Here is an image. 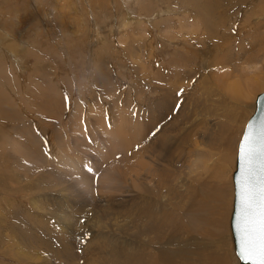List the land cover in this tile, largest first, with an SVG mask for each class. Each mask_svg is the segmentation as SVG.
Here are the masks:
<instances>
[{
  "label": "bare ground",
  "instance_id": "1",
  "mask_svg": "<svg viewBox=\"0 0 264 264\" xmlns=\"http://www.w3.org/2000/svg\"><path fill=\"white\" fill-rule=\"evenodd\" d=\"M145 1L146 2H142L139 6L146 11L152 10L151 12H154L156 9L155 8L153 11L154 7L161 8V5H172L176 8V11L174 10L175 12L184 14V16L181 14L183 19H180V22L182 21L181 23H184L183 25H186L188 29L183 30L182 33L179 32V34L181 33L179 37L182 39L185 38V40L179 42H176V40L173 43H168L169 41L167 43L165 42V30L163 31L162 28H165V26L169 28L170 25L176 23L179 19L177 20L175 18L176 21L172 23L171 18L173 17L166 19L163 18L161 21H155L154 26L159 28L158 32L160 34L158 33V38L161 39L160 41L163 40L160 45L163 47L165 46L164 49L162 48L160 50L161 53L166 54L169 51L172 52L173 55L179 57L178 62L177 60H174L172 63L174 69L173 72L180 70L181 72L178 76L180 77L179 79L193 81L190 86L191 90L201 91V84H206L204 87L206 95L209 96L212 94V90H208V84L215 86L212 81L213 73L218 74L224 81V84L232 80V83L230 82L228 85L237 91L239 90V86L237 85L242 84V80L243 82L248 81V84L245 85L246 87H249L248 91H244L245 99L251 95V93H254V90L261 86L264 79V69L262 71L263 73L256 72L257 74L253 76L254 79H251V81L249 80L251 74L248 73L249 71L247 70H250L251 72L253 70L255 71L257 63L259 64V62H261L260 60H264V52H259L260 49L264 47V41H261L263 44L258 42L262 37L259 39L256 38L257 35H259L258 31L256 30L253 32L254 38L252 40V47L247 48L245 41L250 39L253 34L248 31L243 37L240 35H233L235 32L232 31L233 33H231L227 31V19L229 8L236 9L231 13L245 14L244 16L247 18L256 15V18L259 14L263 13L261 7L264 8V0ZM111 3L115 5V0H111ZM120 4H122V6L124 4L123 9L125 8L126 14H130V17L135 12L139 18H143L139 16V7L136 6V9L135 7H132L136 4L135 0H126V2L125 0H121ZM106 5L107 4L101 5L99 12L103 11ZM145 10L141 11L144 13ZM168 11L169 10H164L162 12L167 13ZM188 12L191 14L189 15ZM186 13L188 14L185 15ZM129 16H127L128 19L124 18L127 20L122 23L116 22L118 20L115 19V26L117 25L116 28L119 29L121 26H123V28L128 26L127 24H130L131 21ZM151 16L152 15L146 18H150ZM184 19L185 22L183 21ZM186 21L189 22L186 23ZM179 24L180 23H178V26ZM184 26H182V28ZM138 29L136 32H140ZM236 30L237 29H235V31ZM167 34L169 33H166V35ZM177 35L178 34L176 33V36ZM262 35H264V33L261 34V36ZM132 36H129V39L127 38L129 43L127 44L126 41L125 45H123L125 48L124 51L133 53L134 50H137L136 53H134L135 55H138L140 51H144L143 55L145 53V56L152 58V41L150 39L147 41L142 37V40L140 41V37H136L135 39ZM125 37H127V35ZM193 37L195 39H193ZM104 38L105 37H103V39ZM256 39H258V41ZM100 40H102V37ZM163 42L165 44H163ZM110 45L109 41L105 40V45L99 52L98 66L91 71L93 74V76H91L92 82L96 87L105 85L104 90L111 87L102 92H107V95L114 94V88L109 84L114 85L117 80L114 74L109 72V67L101 58L105 52L112 51L113 54L110 56L114 59L112 60L114 61V64L116 63V51H113L114 47ZM171 46L176 47L172 49L173 51L167 50L171 48ZM108 47L110 49L112 47V50H109ZM255 48L257 49L251 53ZM39 51H41V49ZM27 53V51L23 53L25 58L27 57ZM34 59L38 60L37 58ZM29 60L32 61L31 59ZM153 60H155V58ZM194 61H198L199 66L202 67V69H199L200 72L198 70L197 72L196 68L192 66L194 65ZM32 62L33 67L29 70L28 75L25 78V81L28 80L26 89L27 98H25V95L19 96L18 94L13 93V83L11 79L6 77L3 63L0 62V119L2 121L0 123V178L2 177V180L6 179L3 176L7 172L16 175V173L12 172L14 169H26L29 172H37V180L34 185L49 190L50 193L48 196H50V199L47 202L40 201V191L37 199L32 198L30 200V203L37 207V209L34 208V210L28 209L25 205L20 206L19 201L15 199H10V201L6 202V206L12 209H8L5 213L12 218V221H8L0 210V251L16 260L19 258L12 254H8L7 252L5 253L2 248V246L7 243L4 238L3 230L8 229L11 235L13 234L19 242L24 243L23 246L26 249H32L43 253V264H228L227 259L230 252L231 237L229 236L228 228L230 212L226 203L231 201V196L228 193H225V191L231 188L232 183L230 177L226 175L225 170L234 167L229 162L230 160H227V157H229L230 154V147L235 151L234 143L229 146L228 138L232 136L233 126H237L239 118L245 114L250 104H242L241 102L239 104V100L231 101V99L227 98L222 93L214 96L215 98L213 100L217 99V103L221 104V106L229 104L235 106L228 113L224 112L223 114V116L227 117L231 123L226 121V123L221 124V122H219L215 125L212 124L209 128L205 127L198 142L193 141L194 143L188 141V137L192 131V124L185 126V121L171 118L166 125H163L158 129V132L155 133L156 135L149 140L148 145L145 147L146 153L149 152V154L154 157H149L152 164L157 161L159 162L158 166L160 168L158 169L156 166H154L155 168L152 166V169L150 168L151 166L147 165L148 168H146V173L143 175L140 173V169L145 165L142 160L143 156L135 155L137 153L134 151V147L129 144L130 141L136 140V137L128 138L129 141L127 139V134L123 130L124 128L121 126L113 128V126H111L112 133L117 137V144L121 141L122 147L124 149L126 147V156L124 159L122 158L124 152L119 154V156V152L115 155L112 154L111 157L117 155V158H115L114 161L112 159V162L108 160L110 163L106 162V164L109 163L107 164L109 165V168H104L106 171L98 175V170H101V164L99 166L98 163H90L94 168L89 172L88 166L90 165L87 164V157L84 158L86 159L84 160L83 157L85 156L82 157V154L84 155L87 152H92L94 156H101V154L105 153V150L98 144L96 139L105 117L103 111H101L102 109L98 111V107L96 109L94 108L96 113L92 111L93 109L91 110V112L95 114V117L94 114L86 116L92 121V124L90 125V133L88 134L87 130V134H84V138L78 142V147L82 153L80 156H73L72 153L63 150L59 151L57 148H54L53 145L47 144V132L41 130L39 125H36L35 123L32 125L31 121L25 120L18 111L17 104L20 99L22 101H27L28 99L33 109L38 111L39 115L45 114V118H54L57 117V114L59 116L60 112L56 114L55 111L56 105L58 107L65 106L64 95L60 91L58 85L49 78L44 71L45 67L41 64V60L39 59V62L37 63L34 61ZM146 62L147 66L150 67L146 74L149 77L151 84L155 85V88L160 91V98L153 103V108L159 118H164L172 110L175 105L174 101H176L180 95L179 97L177 96V92L179 91L178 88H176L174 94H172L173 90H166L162 85L170 84V78L174 80L172 77H177L176 75L178 74V71L176 74L173 73L170 77L164 65L160 66V63L155 64L156 61L154 62L151 60ZM70 64L75 66L72 61ZM223 70H226V73H222ZM215 89L216 88H214V90ZM215 92L219 93L216 90ZM90 95L94 96L93 92H91ZM98 101V98L94 97L88 101L87 105L95 107L97 106ZM75 102L73 101L72 103ZM107 102L110 103L108 99ZM49 104L53 106V109L49 112H45L44 106ZM101 104L103 105V102ZM115 104L116 103L113 102V106L111 105L112 107H108L110 110L113 108L114 114L115 109L119 108L115 106ZM73 107H75V104ZM122 108H124L123 105ZM153 108H147V110H145V115L149 114ZM120 113L129 115L127 110L123 111V109ZM142 114L144 115V110ZM139 116V119L135 118V120L139 121L142 126L146 124L150 131H154L156 125L158 127L160 126L158 125L160 121L155 124H152L151 121L145 123L144 116L143 118L140 116L142 120ZM114 120L117 121L116 119ZM107 122L108 124L110 123L109 121ZM122 123L120 122V125ZM162 123L160 122V124ZM229 129H231V136L227 134ZM132 130V132L128 130L130 134L136 132L135 128ZM237 134L238 132L236 130V137ZM112 135L110 134V136ZM123 139H125V141H123ZM217 140H219L220 145L225 148V152H223V165L219 167V169H223L220 175L222 180L220 184L214 180L212 174L208 173L209 170L213 169V164L209 163V158L215 157V154L211 152L209 146H212ZM232 140L235 141V138ZM197 144L209 147L208 151L203 152L205 159H208V163L204 166L206 171L203 174H201V172L199 174V181L202 180L203 183L201 184L198 181L197 183L186 185L184 182L185 178L181 176L178 170L182 158L181 153L185 151L186 156H193V165H199V157L202 155L201 150L197 148ZM131 152L135 155L133 160L130 159ZM118 160H121L120 163L123 162L126 166L125 169H116L114 162ZM232 161L233 158L231 162ZM152 176L157 177L156 181L160 186L161 200H158L156 197L153 198L149 194V197L146 198V193L133 194V189L129 188L131 183L132 185L136 183L137 187L141 186L144 192H148L142 179L144 180L149 177L152 179ZM66 177H68L69 179L67 180L70 181H67ZM118 178H121L122 180ZM64 181L69 183V189H61L62 191L67 190V192L60 194L53 188L58 187ZM125 181H130V185L126 186L127 184H125V186H123L122 184V189H120L121 182ZM152 181L153 180H150V182ZM215 183H218V185L214 186ZM75 186L80 187L87 195L97 194L105 196L107 199L102 201V204L105 206L109 205L108 203L112 204L116 200L120 201L118 202L119 204H117L118 206L126 203H122V201L119 200V197L114 195L113 192H116L119 189L120 191H118L121 192V197H126L124 200H128L127 203L129 206L127 207V210L128 214L129 212L131 213L129 216L132 217L131 222L130 219L127 221L132 223L135 228V230H132V228L128 231H130L131 234H134L133 232H135L136 238L131 240L130 237L122 236L119 238L116 234H96L88 232V238H84L86 233H81L82 237L78 238V242L80 239L84 238V243H80V245L75 244L73 242L76 237V235H74L75 231L72 232L66 223L72 216L73 209L81 207L78 212L83 211L81 204H72L70 199V191ZM2 188L4 187H0V190ZM152 188H154V186ZM10 191L9 194H16L14 189ZM113 196L116 197L115 201V197L113 198ZM91 199L89 202L92 204ZM167 200L168 202H165ZM40 202L44 205L47 203V209H44V206H40ZM2 206L3 204L0 202V208ZM117 207L115 209H117ZM120 207L122 208L123 206ZM27 209L28 212L33 213L36 218L30 219L25 223H18L19 216L25 217L27 215ZM120 210L119 212H121ZM122 210L126 211V209ZM92 211L96 215L94 217L95 221H93L94 225H97L100 223V219H97V216L101 218L102 215H98L99 213L97 214V211L94 208H92ZM37 213L42 215H52L55 221L53 222V220H47L46 218L37 220ZM176 213L177 215L175 216ZM168 227H172L173 230H168ZM138 236H144L146 240L139 242L137 241ZM149 248H151L153 252H144V250L147 251L146 249ZM233 255L235 254H232V256Z\"/></svg>",
  "mask_w": 264,
  "mask_h": 264
},
{
  "label": "rangeland",
  "instance_id": "2",
  "mask_svg": "<svg viewBox=\"0 0 264 264\" xmlns=\"http://www.w3.org/2000/svg\"><path fill=\"white\" fill-rule=\"evenodd\" d=\"M135 2L136 4L132 7H135L136 9V6H138L139 16L143 18H139L135 14V12L132 14L131 17L129 16L130 14H126L125 8L123 9L124 4L123 6L122 4H120L121 0H117V2L115 0V5L111 3V0H0V62L3 63V69L5 71L6 77L11 79L13 83L12 84V87L14 89L13 93L18 94L19 96L25 95V98L28 97L26 91L28 80L25 81L26 80L25 78L28 75L29 70L33 67L32 61L37 63L39 62L40 59L41 64L45 67L44 71L46 72V74L58 85L60 91L64 95V98L66 96L68 97L67 101L65 99V106L58 107L56 105L55 107L56 114L59 112L61 114V116L59 114L60 117L58 116V114L56 115L58 118L57 117L45 118V114L39 115V112L35 111L32 105H30L28 99L27 101L25 100L22 101L21 99L19 100L17 104L19 109L18 111L25 118V120L31 121L32 125L33 123L39 125L41 130L47 132L46 134L47 144L53 145V147L57 148L59 151L63 150L72 153L73 156H80L82 153L78 147L79 146L78 142L82 138H84L87 132L88 134L90 133L89 131L90 125L92 124V121L88 119L86 116L94 114L91 112L92 109L93 112L96 111L94 110V108L96 109L98 107L97 108L98 111L102 109L101 111H103L105 117L103 119V123L101 124L103 127L101 126L100 131L96 136V139L98 141V144L101 145L102 148L105 150V153L101 154V156L99 155L94 156L92 152H87L84 155L82 154V157L85 156L83 157V159L87 157L86 158L87 160L86 159L84 160L88 161L87 164L90 165L88 167L91 169L94 167H92L93 165L90 163L93 164L98 163L99 166L101 164L100 166L101 170H98L99 171L98 175L106 171L105 169L109 168V165L107 164L112 162V159L114 161L115 158H117V155L111 157L112 154L115 155L117 154V152H119L118 153L119 156V154L124 152L122 155V158L124 159V157L126 156L125 155L126 147L125 149L122 147L121 141L118 142L119 145L117 144L116 142L117 137L114 133H112L111 130L112 129L111 126H113V128H118L121 126L122 128H124L123 130L128 136L127 139L128 138L130 139V137L133 138L136 137L135 138L136 140L134 141L133 140L130 141L129 139L128 140L130 141L129 144H131L134 147V151H136L137 153L135 155L143 156L142 160L144 161L145 165L142 169H140V173L143 175L146 173V168H148V166H151L150 168H152V166L153 167L156 166L158 169L160 168L158 166L159 162L155 161L152 164L149 157L151 158L154 157L151 154H149V152L146 153L145 147L148 145L149 140L154 135H156L155 133L158 132V129H160L163 125H166V123L171 118H177L180 119L181 121H185L186 122L185 126L192 124V131L190 136L188 137V141L198 142V140L200 139V135L203 133L205 127L209 128V126H211L212 124L215 125L219 122H221V124L226 123V121L231 123V121H229L227 117H224L223 114L224 112L228 113L235 106H231L230 104L221 106V104L217 103V99L213 100L215 98L214 96L222 93L227 98L231 99V101L239 100L238 101L239 104L240 102L242 104L245 103L250 104L245 114L242 115L241 118H239V122L237 126H233L232 136H231V129L227 131V134L231 136L228 138L229 146L233 143L235 145V151L232 150V147H230L231 149L230 154L229 157H227V160L229 159L230 160L229 162L234 167L227 168L225 170L226 175L230 177L232 183L231 188L225 191V193H228L231 196V201L229 203H226L229 212H231L232 199H233L232 174L235 168L238 140L241 136L247 118L254 109L255 97L257 93L264 89V82H263L264 79L262 81L263 84L261 83V86L258 89L254 90L253 91L254 93H251V95H249L245 99L244 91L245 92L248 91L249 87L245 86L246 84H248V81L243 82L242 80L241 81L242 84L237 85L239 86V90L237 91L234 90L232 87H230V85H228V83H230L232 80L224 84V81L221 79V77H219L218 74L213 73L212 81L214 82L215 86L208 84L209 87L208 90H212V94L207 96L204 88L206 84H201L202 85L201 91L191 90L190 86L193 81L191 82L189 80L179 79L180 77L178 76L181 71L177 70L178 71V74L176 75L177 77H172L174 80L170 78L169 80L170 84H166L162 86L166 90H171V91L173 90L172 94H174L176 88L179 89L178 92H180L181 89L183 90V92L180 95V97L176 101H174L175 105L173 106L169 114L164 118H159L153 108V103L160 98V93H159L160 91L155 88V85L151 84L149 77L146 74V72L150 69V67L147 66L146 61L149 60L154 62L156 61L155 64L160 63L159 64L160 66L164 65L166 67V70L168 71V75H170L171 77L173 73L175 74L177 73V71L173 72L174 69L172 63L174 60H177L178 62L179 57L173 55V53L169 51L166 54L161 53L160 50L162 48L164 49L165 46L163 47L160 45L163 40L160 41L161 39L158 38L159 28H157V26H154L155 21H161L163 18L166 19L169 17H173L171 18V21L173 23L174 21H176V19L177 20L179 19L177 22L180 23L181 26L180 24L178 26V23L176 22L170 25L169 28L166 26L165 28H162L163 31L164 30L166 31V32L164 31L166 43L168 41H169L168 43H173L176 40H177L176 42L185 40V38L182 39L179 36L183 32V30L185 29L187 30L188 27L186 25L184 26L183 25L184 23L183 24L181 23L182 21L180 22V19L181 20L183 19L184 14L175 12L176 8H174L172 5L171 6L161 5V8L154 7L153 11L155 8L157 9V10L155 9L156 12L154 11L155 12L154 13L151 12L152 10H148L149 11L148 12L144 8L141 9L139 5H141L142 2H146L145 0H135ZM105 4L107 5L105 6L104 10L102 9L103 11L99 12V8L101 7V5H105ZM130 7H131V1H130ZM261 8L263 9V13L259 14L256 18H255L256 15L255 16L252 15L249 16V18H247L246 16H244L245 14L243 15L241 13H231L236 9L229 8L228 9L229 15L227 19L228 22L227 31L231 33L235 32L233 33V35L235 36L240 35L243 37L248 31L253 34V32L257 30L259 35H257L256 38L259 39L260 37H262L261 39L263 40L261 39L260 41H258V39L256 40L258 42L261 41L263 42L264 35L261 36V34L264 33V8L263 7ZM141 10H145V12L143 13ZM164 10H169L168 11L169 13L168 12L163 13L162 11ZM160 12H162L163 14ZM188 13H186L185 15H187ZM190 14L191 13H189V15ZM150 15H152L150 18H146L149 17ZM127 16H129L131 19L130 24H127L128 26H125L124 28L123 26H121L119 29L116 28L117 26V25L115 26L116 22L122 23L123 21H126L128 19ZM124 18L127 19L125 20ZM115 19L118 21L115 22ZM185 19L183 20L184 22ZM188 22L186 21V23ZM182 26L184 27L182 28ZM137 29L140 32H136ZM235 29L237 30L235 31ZM179 32L181 33L179 34ZM166 33H169L167 34L168 36L166 35ZM176 33L178 34L177 36ZM126 35L127 37H125ZM129 36L130 37L132 36L135 39L136 37L137 38L140 37V41L142 40L141 37L147 41H149L150 39L152 41V45L150 44L152 49L151 53L153 54L154 57L152 56L151 58L149 56H145V53L143 55L144 51H140L139 52L140 54L138 53V55L134 54L136 53L137 50H134L133 53H128L127 51L125 52L124 51L125 48L123 45H125V42L129 39ZM172 36H176V37H172ZM101 37L102 40H100ZM103 37H105L104 39L108 40L109 43L112 45V47H114L113 51H116L115 55L117 57L115 64L114 61H112L114 59H112V57L110 56L113 54L112 51L107 52L109 55L105 52V54L102 55L101 57L104 60L103 62H105L109 67V72L114 74V76L117 78L116 83L114 85L109 84L114 88V94L112 95H107V92L102 93L111 87L104 90L105 85H102L101 87L97 86L98 87L97 88L96 85H94V83L92 82V78H91V76H93L91 72L93 71L92 69H95L99 63L98 58L100 56L99 55L100 49L103 48L105 45V40L103 39ZM253 38H254V34L253 36L250 37V39H247L245 41L246 42L245 45L247 48L252 47ZM193 39L195 38L193 37ZM128 43L129 42L127 41V44ZM163 44L165 43L163 42ZM112 47L111 49L108 47L109 50H112ZM174 47L176 46H171V48L167 50H172L174 49ZM263 48L264 47H262L259 52L263 53L264 52ZM40 49L41 51H39ZM256 49L257 48L252 50L251 53H253ZM26 51L28 52L26 54L27 55L26 58L28 60L23 55V53H25ZM34 58H37L38 60ZM154 58L155 60H153ZM29 59H31L32 61H30ZM71 61L75 64V66L70 64ZM260 61L261 62H259V64L257 63V67L255 71L253 70L251 72L250 70H247L249 71L248 73L251 74V76H249L250 81L251 79H254L253 76H255L257 73L259 72L263 73L262 71L264 69V60L262 59ZM192 66L196 68V71L202 69V67L199 66L198 61H194V65ZM222 73H226V70H223ZM214 88H216L215 90L219 93H216ZM91 92H93V95L95 93L98 94L92 96L90 95ZM227 93L230 95H228ZM94 97L98 98L99 100L97 106L92 107L91 105H87L88 101ZM107 99L111 104L107 102ZM73 101L76 102L72 103ZM102 102L103 105L101 104ZM113 102L116 103L115 106L119 107L115 109V114L113 108L111 110L108 108L109 106L110 107L113 106ZM74 104L75 107H73ZM122 105L124 108H122ZM147 108L148 109L153 108V110L150 111L149 114L145 115V110H147ZM52 109L53 106L51 104L44 106L45 112H49ZM122 109L123 111L127 110V113L129 115L120 113ZM139 110L141 111V113ZM143 110H144V115L142 114ZM140 114L144 116L145 123L148 121H151L152 124H155L158 121H160L161 123L163 121V123L160 124L159 122L158 125L160 126L159 127L157 125L155 126L156 127L154 130L155 132L152 129H151L152 131H150L146 124L142 126L140 125L139 121L135 120V118H138ZM143 116L141 117L143 118ZM114 119H116L118 122L115 121ZM107 121H109L110 123L108 124ZM1 122L2 121L0 119V123ZM120 122L121 123L123 122L124 124L122 123L123 125L122 124L120 125ZM134 128L136 130V132L134 133L135 135L130 134L129 131L132 132L133 131L132 129ZM236 130L238 132L237 137L235 135ZM110 134L111 135L113 134L112 136L115 137L110 136ZM233 138H235V141L232 140ZM123 141H125V139H123ZM197 145H198L197 148L201 150V155H202L199 157V165H193V159H194L193 156L190 157L186 156L185 151L181 153L182 158L180 160L178 170L181 176L185 178L184 180L185 184L189 185L190 183H197L199 181L200 172L201 174L205 173L206 169H204V166H206V164L208 163V159H205V155L203 154V152L208 151L209 147L211 149V152L215 154V157L209 158V163L213 164V169L209 170L208 173L212 174L214 176V180H216L220 184L222 182L220 175L223 169H219V167L223 165V160H224L223 152H225V148L220 145L219 140H217V142H215L212 146L209 147L205 145L203 146L201 144H197ZM135 155L133 154V152H131L130 159L133 160ZM232 158L233 161L231 162ZM106 162L109 163L106 164ZM120 162L121 160L114 162L116 169L118 170L125 169L126 166L123 164V162L122 163ZM12 172L16 173V175L7 172L3 176L6 179L2 180L1 179L2 177L0 178V187H4L0 190V202L3 204L0 210L8 221H12V218L6 215L5 213L8 209H12L6 206V202L10 201V199L18 200L20 206L25 205L28 207V209L31 210H34V208L37 209V207L31 204L30 200L32 198L37 199L38 193L40 191H41V195L39 197L40 201L47 202L50 199V196H48V194L50 193L49 190L40 188V186L38 185H34L35 181L37 180V174H38L37 172L34 173L29 172L26 169H21V170L14 169ZM67 179L69 178L66 177V180ZM149 179L150 177L144 180L142 179V182L145 188L148 190V192H144L141 186L137 187L136 183L133 185L131 183L130 185V181L121 182L120 189H122V184L123 186L127 184L126 186L130 185L129 188L133 189V194L146 193L147 195L146 198L149 197L150 195L153 198L156 197L158 200H161L160 186L156 181L157 177L152 176V179H150L153 180L152 182H150ZM67 181L62 182L58 187H54L53 189L60 194L66 193L67 190L69 189L68 186L69 183ZM199 182L201 184L203 183L202 180H200ZM218 183H215L214 186H217ZM153 186L154 188H152ZM63 188H66L67 190L62 191L61 189ZM12 189H14V192H16V194H9L11 192L10 190ZM117 191L113 192L114 195L115 196L117 195L116 197H119V200H121L122 203L123 202L126 203L123 204L120 203L122 205L118 206L117 204H119L118 202L120 201L116 200V197L113 196V198L115 197L114 201L116 200L117 202L116 201L113 202L112 200L113 202L112 204L108 203L109 205L105 206L102 204V201L107 199L105 196H101L97 194L87 195L80 187L75 186L72 188V190L70 191L71 194L70 199L72 204L75 205L81 204L83 209L82 212H78V210L81 209V207L73 209L72 216L66 222L68 228L72 230V232L75 231L74 235H76V237L73 240L75 244L80 245V243L81 244L84 243L85 240L84 238H88L89 236L87 234L88 232L96 233V234L97 233H106L111 235L116 234V236L119 238L124 236V237H130L131 240H133V238H136L135 232H133L134 234H131V232L128 231L131 230L132 228H133L132 230H135L133 224L130 223L132 216H129V214H131L130 212L128 214V210H127V207L129 206V204L127 203L128 200H124L126 199V197L125 198L123 196L121 197L120 195L121 192H119L120 190L118 192ZM90 199L92 201V204L89 202ZM42 202H40L39 205L44 206V209H47L48 207L47 203H45L44 205ZM165 202H168V200ZM120 206H123L124 208L123 207L121 208ZM116 207L118 209V212L117 209H115ZM92 208L96 209L97 214L99 213L98 215L100 214L102 215L101 218L97 216V219H100V223L97 225H94L93 222L95 221L94 217L96 215L93 213ZM122 209H126V211ZM119 210L121 212H119ZM176 215L177 213L175 214V216ZM35 218L36 216L33 215V213L28 212L25 217L19 216L18 223H25L28 222L30 219H35ZM44 218H46L47 220L48 219L53 220V222L55 221L52 215L49 214L42 215L40 213H37V220H42ZM129 219L130 222L127 221ZM228 228L230 234L229 236L231 237L229 224H228ZM167 229L170 231L173 230L172 227H168ZM81 233L82 234L86 233V234L84 235V238L80 239V241L78 242V238L82 237ZM3 234L5 240L7 241V243L2 246L5 253L7 252L8 254H12L19 258L18 260H16L15 258L8 256L4 254L2 251H0V264H8V263L43 264L42 263V260L44 258L43 253L32 249H26L23 246L24 243L19 242L13 234L12 235L10 234L8 229L3 230ZM145 240L146 238H144V236L137 237V241L139 242H143ZM146 250L147 251L144 250V252L146 253H150L152 251L151 248ZM232 254L235 253L233 250V243L231 238L230 252L228 254L227 263L239 264L236 255L232 256Z\"/></svg>",
  "mask_w": 264,
  "mask_h": 264
},
{
  "label": "water",
  "instance_id": "3",
  "mask_svg": "<svg viewBox=\"0 0 264 264\" xmlns=\"http://www.w3.org/2000/svg\"><path fill=\"white\" fill-rule=\"evenodd\" d=\"M232 182L233 250L239 264H259L264 244V89L257 93L238 140Z\"/></svg>",
  "mask_w": 264,
  "mask_h": 264
},
{
  "label": "snow or ice",
  "instance_id": "4",
  "mask_svg": "<svg viewBox=\"0 0 264 264\" xmlns=\"http://www.w3.org/2000/svg\"><path fill=\"white\" fill-rule=\"evenodd\" d=\"M182 92H183V90L181 89L180 92L177 93V96L179 97V95H181ZM65 99L67 101L68 100V97L66 96ZM245 139H247V137ZM88 171L91 172L92 169L89 168ZM259 264H264V244H262V247H261Z\"/></svg>",
  "mask_w": 264,
  "mask_h": 264
}]
</instances>
